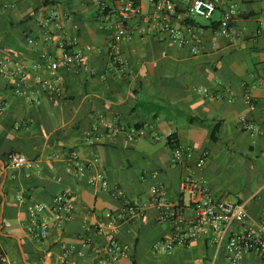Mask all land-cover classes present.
<instances>
[{
  "label": "crops",
  "instance_id": "1",
  "mask_svg": "<svg viewBox=\"0 0 264 264\" xmlns=\"http://www.w3.org/2000/svg\"><path fill=\"white\" fill-rule=\"evenodd\" d=\"M236 41L228 43L210 31L219 18L216 13L206 23L202 51L191 54L177 48L165 35H146L131 25V39L121 43V56L128 63L125 73L113 68L107 58V31L98 26L99 13L86 0H0V64L7 62L24 72L29 97L15 96L10 80L0 79V248L10 264H60L68 254L76 264H98L86 237L94 246L104 239L96 226L105 222L106 211H118V202L88 177L103 173L110 184L130 198L144 201L152 187L161 188L167 205H185L178 184L187 172H194L199 152L208 160L200 174L207 192L218 199L243 204L245 223L256 225L264 212V33L257 25L264 21V0H233ZM177 8L185 0H174ZM143 13L150 8L142 1ZM55 12L64 37H76L78 45H89L86 53L90 74L78 75L63 68L57 72L40 62L43 52L54 53V45L40 42L38 17ZM115 14L110 12V20ZM58 37L54 38V41ZM216 47L212 48L211 43ZM58 76L63 94L50 100L37 84L38 78ZM206 88L209 95L201 93ZM233 92L226 102L224 90ZM250 95L252 109L244 102ZM215 94H218L216 98ZM253 122L260 134L250 137L239 128V117ZM98 126V133H85ZM142 132L134 142L123 133L111 135L112 127ZM155 134L172 136L191 158L182 165L169 163L170 150ZM75 151L90 167L82 175L70 168L67 152ZM11 153L36 155L21 168L8 163ZM97 160L91 163L92 156ZM197 173V172H194ZM60 193L72 195L76 211L61 229L50 230L45 238L26 232V207L47 204ZM19 197H21L19 199ZM155 209H147L119 224L117 240L130 246L128 258L110 264H262L253 253L231 263L226 239L237 224L229 226L220 244L205 228L186 246L170 253L156 249L170 234L167 224H157ZM190 217V209L183 207ZM6 223L7 226H4ZM264 238V233H263ZM81 250L83 256L76 252Z\"/></svg>",
  "mask_w": 264,
  "mask_h": 264
},
{
  "label": "built area",
  "instance_id": "2",
  "mask_svg": "<svg viewBox=\"0 0 264 264\" xmlns=\"http://www.w3.org/2000/svg\"><path fill=\"white\" fill-rule=\"evenodd\" d=\"M99 13L98 26L107 31L108 44L106 48L107 58L110 65L119 73H125L128 63L121 56V43L131 39V25L136 26L141 34H163L168 41L177 48H187L191 54L202 51V37L206 28L194 24L193 20L202 18L210 20L218 13L219 18L210 26L212 34L224 38L228 43L236 41V33L233 27V18L237 14V4L233 0H185L181 9L177 8L174 0H86ZM142 1L150 8L148 13H143ZM110 12H114V21L110 20ZM40 42L44 45H54V53H41L39 60L45 63L48 70L57 72L63 68L75 74H90L86 53L92 47L85 45L80 47L76 37H64L62 23L57 14L39 16ZM258 32L264 33V21L260 20L257 25ZM58 40L54 41V38ZM212 48L216 43H211ZM24 72L15 66H9L7 62L0 64V79L10 80L9 87L17 97H29V92L23 82ZM37 84L50 100L62 97L63 89L58 76L50 78H38ZM264 87V78L259 81ZM201 93L209 95L206 88ZM226 102L233 101V92L224 90ZM218 94L213 96L216 98ZM244 102L248 109L253 104L248 92L244 94ZM4 103L0 99V114L3 112ZM239 128L250 137L260 134V131L244 116L239 117ZM98 126H93L85 133L91 137L98 132ZM108 132L111 135L123 133L128 142L136 141L142 134L135 129L123 130L122 127L114 126ZM153 139L165 143L170 150L169 163L182 165L184 159L191 158L193 152L190 148L179 146L172 136L155 134ZM171 145V146H170ZM209 157L206 150L198 153L194 162V172L185 173L179 184L178 190L187 201L185 207L190 209L192 215H183V204L167 205L162 198L161 188L152 187L149 196L140 201L137 198L128 197L125 192L116 185L110 184L102 172L96 171L89 175L88 183L98 186L106 192L110 198L118 202V211L112 213L106 211L105 222L96 226V234L104 239L102 246H94L91 238L86 237L82 246H89L96 256L102 255L104 259L98 264L116 263L121 259L128 258L130 246L117 240V231L120 222L127 221L137 216H142L149 209H155V221L157 224H167L171 231L163 243L156 249L157 253H170L176 246H186L194 241L207 228L214 236V243L220 244L224 234L232 224L239 227L231 232L226 239L225 249L231 263L236 262L243 254L253 253L264 264V212L258 224L245 223V210L243 204L230 202L226 199H218L211 196L206 188V181L200 174ZM66 159L70 168L77 175H82L90 166L73 150L67 152ZM97 156H92L91 163L96 162ZM8 163L12 168H21L30 163L25 155L11 153L8 155ZM21 197H19L20 199ZM76 211V201L72 195L60 193L50 203L32 204L26 207L29 224L26 232L33 238H45L50 230L61 229L71 221ZM7 226L6 223H3ZM78 256L83 252L78 250ZM0 264H10L5 253L0 248ZM60 264H76L74 260L65 254Z\"/></svg>",
  "mask_w": 264,
  "mask_h": 264
},
{
  "label": "trees",
  "instance_id": "3",
  "mask_svg": "<svg viewBox=\"0 0 264 264\" xmlns=\"http://www.w3.org/2000/svg\"><path fill=\"white\" fill-rule=\"evenodd\" d=\"M98 131H100V130H98ZM98 133V132H97ZM171 146V145H170ZM25 155L28 157V159H34V158H36V155H33V154H28V153H25Z\"/></svg>",
  "mask_w": 264,
  "mask_h": 264
},
{
  "label": "rangeland",
  "instance_id": "4",
  "mask_svg": "<svg viewBox=\"0 0 264 264\" xmlns=\"http://www.w3.org/2000/svg\"><path fill=\"white\" fill-rule=\"evenodd\" d=\"M198 20H199L201 23H203V24H205V23H206V20H205V19L198 18Z\"/></svg>",
  "mask_w": 264,
  "mask_h": 264
}]
</instances>
